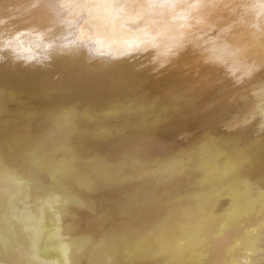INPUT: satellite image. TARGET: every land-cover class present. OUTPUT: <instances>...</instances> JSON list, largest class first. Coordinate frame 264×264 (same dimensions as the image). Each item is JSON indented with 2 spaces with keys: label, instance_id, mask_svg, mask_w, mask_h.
<instances>
[{
  "label": "bare ground",
  "instance_id": "obj_1",
  "mask_svg": "<svg viewBox=\"0 0 264 264\" xmlns=\"http://www.w3.org/2000/svg\"><path fill=\"white\" fill-rule=\"evenodd\" d=\"M48 1L0 0V22H4L0 24V74H3L4 79H10L7 81H11V87L15 84L16 88L23 83L28 91L37 85L32 88L38 93L37 97L34 98L36 95L29 93L36 102L24 100L19 103L18 100L17 104L23 106L24 114L38 115L39 118L35 116L38 122H46L41 123L44 125L42 128H38L39 123L32 120L34 116L28 119L37 122V125L30 121L27 122L31 124H27V119L21 118L24 122L17 120L15 116L12 121L13 117H7L14 115L12 111L0 110V264H179L183 260L188 261L178 253L191 247L190 243L200 249L204 245L196 257L200 264H204L212 256L221 259V264H261L264 259V114L255 113L253 109L264 100V93L260 95V90L256 88L259 73L264 71V1L258 3L255 0H239L242 4L248 2L249 10L247 16H240V11H236L231 0H180L181 5H190L191 2L197 5L190 11L191 20L186 22L168 11L154 8V0H114L115 9L124 12L125 16L122 17L105 10L100 1L94 5V0H85L90 11L86 12V16L84 11L87 7L86 10L83 9L84 6L81 8L84 10V14L81 10L84 18L80 16V6L74 0ZM220 4L221 8L217 7ZM170 7L168 5L166 9L169 10ZM67 10L71 13L65 12ZM212 13L217 14L216 19V15ZM233 13L238 15H232ZM72 14L85 20L86 29L77 28L73 24L74 27L68 31ZM199 14L204 19L202 24H197L196 21ZM132 16H136L138 21L131 25V29L126 20L133 21ZM81 23L83 26V22ZM64 26V30L69 33L63 31ZM91 31H101L102 37L88 39L86 44L98 42L106 49L109 48L106 51L114 49L119 54H126L128 60H144L133 72L137 76H146V82L144 80L145 83H142V88L146 91L152 78L158 81L151 92L146 93L145 89L142 91V99L138 94L140 86L131 84L126 92H118L114 88L105 90V97L107 95V99L110 98L111 101L105 100L103 96V101L98 100L101 96L99 94L94 101H98L95 103L97 108L102 106L100 111L106 113L108 123L98 125L90 122L96 125V128L90 127L95 129L92 137L95 131H99L98 138L104 142L109 136L123 139L121 135L135 132L142 135L143 132L144 137L147 132L151 134V139H155L151 143L152 147L149 150L146 148L148 151L145 154L148 155L144 154L145 146L141 145L139 139L136 140L137 143H132L137 144V147L132 144L129 147L130 144L127 143L129 149L120 154L124 168L117 164L110 166L99 157V153L98 156L96 154V159L99 157L101 160L91 162L90 159L86 162L89 159L86 160L84 154H81L85 149L80 153L71 150L73 140L70 139L76 138L78 131L85 128L81 126V122L89 118L91 111L78 112L73 109V118H67L65 109L60 104L61 96L56 91H88L96 96L100 91H92L91 83L85 84L82 90L75 87L70 80L71 71L65 75L66 80L51 81L53 85H47L49 73L60 68L68 55L78 57L77 60L80 57L82 59L80 52L86 45L80 44L78 37L82 34L87 36ZM34 38L36 41H43L46 54L51 56L48 59L50 56L45 55L50 64L45 57L41 60L43 54L38 59L39 50L35 51ZM58 46L67 49L63 52L65 55L58 54ZM200 48L203 53L199 51ZM30 51L31 54L32 51L36 52L37 58L34 54L32 57ZM113 55L114 53L108 56L109 69L106 74L108 77L118 75L117 83H126L124 62H115ZM238 55L242 58L236 59ZM51 60L54 64L58 63L53 68ZM45 63L51 67V71L47 69L50 72L44 70ZM146 63H152L153 67L146 69ZM11 66L23 72L25 82L21 78V84L16 85L20 78L16 81L13 79L15 74L21 72L15 73ZM195 67L206 71L204 80L210 81L214 89L222 87L223 91H213V96L202 91L200 85L203 84L195 73ZM51 76L53 75L50 78ZM0 78L3 79L2 75ZM4 79L2 86L5 82L8 83ZM29 80H35L31 88L28 87L33 81L26 83ZM44 82L47 86L43 85ZM111 83L113 87L115 82ZM96 84L98 83L93 82L94 86ZM20 87L22 89V85ZM41 87L45 89L42 90ZM17 90L13 88L10 92H4L9 95ZM27 91L22 90L20 93L25 94ZM105 91L101 90V94ZM4 92L1 89V93ZM20 93L18 97L21 96ZM24 94L21 97L27 95ZM146 94L147 98H144ZM231 95H235L236 99H227ZM11 96V100L16 98L14 93ZM222 96L223 100L219 102L218 99ZM172 97L175 98L171 100ZM83 98L90 99L91 95ZM157 107H163L159 113L156 112ZM143 108H148L149 111L144 112ZM200 112L203 115L198 117ZM193 115L195 122L190 121V126L180 124ZM145 116L147 121L142 119ZM64 123L74 128L62 132L63 129L60 131L58 126ZM254 123L258 125L250 132ZM197 124L199 128H196ZM49 133H56V141L52 145L40 143L42 148L36 146L38 140L41 142L43 138L45 143ZM237 138L244 142L236 145ZM122 139L120 141L124 142ZM224 140L230 142L227 147L222 146ZM60 148L65 153L61 154ZM93 150L94 148L92 153ZM167 150L170 155V150H173L174 157L165 156L164 151ZM239 151L243 152V160L234 157ZM50 152L53 156L49 154V157ZM77 157L85 159L86 163L83 160L77 161ZM65 160L73 162L67 166L60 165ZM132 168L141 173L137 181H132ZM120 181L128 182L122 190L125 194H116L112 188L116 186L114 183ZM48 185L51 191L46 194L49 190L46 193L43 190ZM138 185L147 193V200L138 208L139 218L135 216L133 221L140 224L141 218L144 219L142 224L147 225L146 230L137 232L138 237L134 238L132 198L139 204ZM75 191L78 192L75 206L65 204L58 198V195L73 197ZM126 191L131 193V198L126 196ZM173 196L180 199L179 210L175 214H170L169 210L158 211L156 216L166 213L170 220L187 215V221L179 226L172 220L159 221L160 235L165 240L158 244L160 241L150 236L158 223H147V216L153 213L157 202L163 203L167 208L176 206ZM80 204L86 206L77 211L80 212L79 215L74 216L75 209ZM218 206L226 208L217 211ZM90 221L95 222L100 233L85 232V228L74 227L77 223L87 226ZM220 227L235 233V244L232 248L211 252L206 245H210L212 241L203 243L201 236H206L208 231L214 234ZM107 229H110L108 233ZM190 229L193 233L187 232ZM182 231L185 233L184 237ZM192 238L189 243L188 240ZM146 244L149 249L141 250ZM217 245L219 244L215 242V246ZM99 247L102 249H98ZM132 247L137 248V252H124ZM93 250H98L101 258L95 257ZM118 250L123 252L118 253ZM28 259L35 262H24Z\"/></svg>",
  "mask_w": 264,
  "mask_h": 264
},
{
  "label": "rangeland",
  "instance_id": "obj_2",
  "mask_svg": "<svg viewBox=\"0 0 264 264\" xmlns=\"http://www.w3.org/2000/svg\"><path fill=\"white\" fill-rule=\"evenodd\" d=\"M50 1V0H49ZM48 1V2H49ZM75 2H76V4L78 5L79 4V6H80V8H78V9H80V16H82L83 14H84V12H85V15L87 16L88 14V12L90 11V9H89V11H88V6H87V1H85V0H83V1H80V0H74ZM77 1H79V3L77 2ZM92 1V0H91ZM102 2L103 4H102V6L105 8V10H108L109 12H115V13H118L119 14V16L120 17H122V16H125L124 15V12L122 11V10H116L115 9V7H114V4H115V1L114 0H94V1H92V3H94V5L95 4H98V3H100V2ZM113 1V2H112ZM218 1H221V0H218ZM246 1V0H245ZM255 1H257L258 3H263V1L264 0H255ZM87 2V3H86ZM97 2V3H96ZM154 2H155V4H153L154 5V8H158V9H160V11H162V10H164V11H168V12H170L172 15H176L180 20H183V21H189V20H191V13H190V11H193V8L194 7H196L197 5L195 4V2H191L190 3V5H181L180 3V0H166L165 2L163 1V0H158V2L156 1V0H154ZM231 2H233V6H235V8H236V11H240V13H239V15L240 16H244V15H246L247 16V14H248V12H249V10H248V2L246 3V2H244L243 4L242 3H239V0L237 1V0H231ZM230 2V3H231ZM80 3H81V5H80ZM82 3H84V5H82ZM86 3V4H85ZM75 4V3H74ZM75 4V5H76ZM157 5V6H156ZM168 5H171V7L169 8V10H167L166 9V7L168 6ZM83 6H84V8H83ZM4 7V6H3ZM85 7H87L86 9H85ZM217 7H219V8H221V4L220 5H218ZM2 8V6H1V3H0V9ZM74 8H76V7H74ZM74 8H70V9H74ZM81 8H83L84 10H86V11H84L83 9H81ZM102 7H98V9H101ZM103 8V9H104ZM108 8V9H107ZM200 8V7H199ZM199 8L197 9V11H199ZM113 9V10H112ZM65 10V9H64ZM81 10H82V12H83V14H82V12H81ZM65 12H68V13H71V11H65ZM87 12V13H86ZM206 13V12H205ZM121 14V15H120ZM187 14H190L189 16H187ZM212 14H215L216 16H215V18L214 19H216L217 18V14L216 13H212ZM85 15H83L84 17H85ZM232 15H235V13H233ZM236 15H238V14H236ZM235 15V16H236ZM250 15V14H249ZM248 15V16H249ZM82 16V17H83ZM185 16H187V17H185ZM201 14H199L197 17H196V21L198 22L197 24H202V22H203V20L204 19H202L201 17ZM75 17H77L76 19H75ZM79 16H73V14H72V17H71V19H70V16L68 17L69 19H70V24H71V26L68 28V31H69V29L70 28H72V27H74V26H72L73 24L74 25H77V28L79 27L80 29H82V27H84V29H86L85 28V25H84V23H86V22H84L82 19L84 18H82V17H79V18H81V19H79L78 18ZM132 17H134V18H132L133 19V21L132 20H126V22H127V24L129 25V26H131V25H134V24H137V21H138V19H137V17L136 16H132ZM136 17V18H135ZM79 19V20H78ZM136 19V20H135ZM82 20V21H81ZM131 21V22H130ZM80 22V23H79ZM81 22H83V26H82V23ZM4 22H0V24L2 25ZM80 25H78V24ZM89 23V22H88ZM106 23H108V21H106ZM91 23H89V25H90ZM87 26V25H86ZM66 26H64L62 29H63V31L66 33V32H68V31H66V30H64V28H65ZM76 28V27H75ZM76 28V29H77ZM131 29H132V26H131ZM136 31V30H135ZM218 31V30H217ZM69 33V32H68ZM144 33H146L147 35H149L148 34V32L147 31H145ZM143 33V34H144ZM216 33H219V32H216ZM97 37H102V32L101 31H91L87 36H85V35H81V36H79L78 37V41H79V43L80 44H82V45H86L85 46V49L83 50V49H81L82 51L80 52L81 53V55H82V59H78L77 60V58L78 57H76L75 58V56L74 55H72L73 57H71V55H68V56H70L69 58H68V56L64 59V63H63V65L60 67V68H57L54 72H53V70L51 71V67H48V65L50 64V60H47V58L48 57H45V55L46 56H50V55H48V54H46L47 52H45V50L44 49H46L44 46V43H43V41H36L37 39L36 38H34L33 40H34V48H35V51L37 52L38 50V59H40V57H41V55L43 56L42 58H41V60L45 57L46 58V60L47 61H49V64L48 65H46L47 63H45L44 64V70L46 71L48 68L50 69V71L49 70H47L48 72H50L49 74L50 75H53V76H51V78H50V75H48L47 77H48V79H49V81H48V79L47 78H44V80H46L47 79V85H49V86H51V84L54 82V81H64V80H66L65 79V75L67 74V73H69V71H71L70 72V77H71V81L72 82H74V85H75V87H77L78 89H80V90H82V89H84L85 88V84H88V83H91L90 84V88H91V90L92 91H100V93L99 92H97V96L96 95H94L93 93H89L88 91L86 92V91H65V90H63V89H57V93L56 94H58V95H60L61 96V101H60V104H61V106L65 109V113H66V115H67V118H73L72 116H73V113H72V111L71 110H73V109H76L78 112H80V111H91V112H89V114H88V117L89 118H85V119H83L82 120V122H81V126H85V128H82V129H80L79 131H78V133H77V136H76V138H71L70 140H73V141H71V143L73 144L72 145V147H71V150H73V151H78V153H80L79 151H82V149L86 152V151H89V153L91 152V150H92V148H94V150H93V152L94 153H90V154H88L87 152L85 153H83V151L81 152V154H84L83 156H85L86 157V160H88V161H86L85 159H80V157H77V161L78 160H83V162H89L90 161V159H91V162L94 160L95 162H97L100 158L99 157H101V159L102 160H104V161H106V162H108L109 163V165L110 166H113L114 164H117L119 167H122V168H124L125 166H124V164H123V162H122V159L120 158V154L121 153H123V151H127V149H129V147L131 146V144L133 143V142H135L137 139H139V142L141 143V145L144 147L145 146V150H144V154H145V151L147 152L150 148V146L152 147V144L151 143H153L152 141H155V139L153 140V139H151L152 137H151V134L150 133H145V135H144V137L142 136L143 135V132H142V135L141 134H139L138 132H135V133H132V134H125V135H121L122 137H124L123 139L125 140L124 142L123 141H120L122 138H120V137H118V138H115V139H113L112 137L110 138V136L108 137V139H106L105 138V141L103 142L102 141V139L101 138H98V136H99V131H95L94 132V137H92V135H93V130H95V129H92V128H96V125H94V124H92V123H95V124H98V125H106L107 123H108V119H107V117H106V113H104V112H102V111H100L101 109H102V106H99L98 108H97V106H96V104L95 103H98V101H96L95 103H94V101L96 100V99H98V96L99 95H101V96H99V99L98 100H101L102 99V96H103V98L105 97V94H106V91H108V90H110V88H114L116 91H118V92H126L127 90H128V87L132 84V86H135V85H139L140 86V89H139V91H138V94L139 95H141L140 96V98L142 99L143 98V96H142V91L145 89V88H142V83L144 82V80H145V82H146V76H137V74L135 73V72H133L135 69H138V68H136L137 66H139L140 67V65L143 63V61L140 59V60H134L133 58H132V61L131 60H128V56L126 55V54H119V53H117V52H115V50L114 49H110V50H108V51H106L107 49H109V48H107L106 49V47H104L103 45H100V44H98V42H97V44L96 43H89V44H86V40H92V39H94V38H97ZM36 39V40H35ZM32 41V40H31ZM39 42V43H38ZM264 43V42H263ZM39 44V45H38ZM40 45H41V47H40ZM42 46L44 47V48H42ZM40 48V49H37V48ZM146 47V46H145ZM42 48V49H41ZM147 48V47H146ZM57 52H58V54L59 55H61V56H63V55H65L63 52H65L67 49H62V47L61 46H58L57 47ZM199 51L201 52L202 51V48H200L199 49ZM198 51V52H199ZM36 52H34V51H32V54H34V56H36L37 55V53ZM30 53V55L32 56V54H31V51L29 52ZM41 53V54H40ZM112 53H114V55L112 56V59L116 62H124V69H125V74H126V78H125V80H126V83H123L122 84V82L123 81H121V83H117V82H119V78H118V75H109V77L107 76V71H108V69H109V63H108V56L109 55H111ZM201 53H203V52H201ZM33 57V56H32ZM35 58V57H34ZM36 58H37V56H36ZM51 58V56L48 58V59H50ZM240 58H242V56L241 55H238V57H236V59H240ZM76 59V60H75ZM137 59V58H136ZM53 60V59H52ZM52 60H51V65H52V68H53V66H55V64L57 65L58 63L56 62L55 64L52 62ZM54 65H53V64ZM150 64V65H149ZM149 64H147L146 63V65H145V68L146 69H149V67L151 68V67H153V64L152 63H149ZM43 65V64H42ZM50 65V66H51ZM45 67H46V69H45ZM148 67V68H147ZM10 68V67H9ZM11 68H13L12 66H11ZM16 68V67H15ZM15 68H13L14 69V71H15V73H16V71L18 72L19 70H17V68L15 69ZM194 70H195V73H197V75H198V77L201 79V82H202V84L203 85H200V86H202V91H207V93L206 94H208V95H212L213 96V91H223V88L221 87V88H219V89H214L213 88V86H212V83L210 82V81H205L204 80V78H205V75H206V71L204 70V71H202V68L201 67H195L194 68ZM253 70H255V69H253ZM8 72H10V71H8ZM19 72H21V74H22V76H20L21 74H19L18 73V75H16L15 74V78H14V75H13V80L14 81H16V80H18L19 78H20V80H18V82L16 81V85H17V83H19L22 79H23V81H24V75H23V72L22 71H19ZM11 73L13 74L14 72H13V70H11ZM54 73V74H53ZM48 74V73H47ZM0 75H2V77H3V79H4V76H3V74H0ZM133 75V76H132ZM136 75V76H135ZM17 76V77H16ZM105 76V77H104ZM104 77V78H103ZM107 77V78H106ZM141 77H144V78H141ZM17 78V79H16ZM22 78V79H21ZM28 78V77H27ZM26 78V79H27ZM110 79V82H109V79ZM2 81L0 82V86L1 87H3V88H1L0 87V95H2V96H0V102L2 103H0V110L1 109H3V110H5L6 109V111H8L7 109H9L10 111H12L11 113H12V115L13 116H11V115H8L7 117H9L10 116V119L13 117V119H11L12 121H14L15 119H17V120H21V118L22 119H27L25 122H27V121H30L31 120V118L30 119H28L29 117H31V116H34V118L32 117V120L34 119V121H37V119H35L37 116L36 115H29V114H24L23 112H24V110H23V106L21 105V107L17 104L18 102V100H19V103H23L24 102V100L25 101H27V102H29L30 101V103H31V101H34V102H36L31 96H30V94L33 96V95H36V91L34 92V90L32 89L34 86L36 87L37 85H34V81L33 80H29V81H26V83H30V81H33L32 83L33 84H29V86L30 87H28V88H31V86L32 85H34L30 90L28 89V91L25 89V84L23 85V83L21 84V83H19V84H21L22 85V89H21V85H19V89L16 87L15 88V84L13 83V81H12V83L14 84V87L12 86L11 87V85H9V82L11 83V81H7V80H10V79H4V80H6L8 83L6 84V82L3 84V86H2V82H3V79L2 78H0ZM50 79H52V80H50ZM258 80H259V82H258V84H257V86H256V88H258L259 90H260V95H262L263 93H264V71L262 70L260 73H259V78H258ZM38 81L40 82V80L38 79ZM38 81H36L37 83H38ZM51 81H53L52 83H51ZM96 81V82H95ZM115 82L114 83V85H115V87H114V85H113V87H112V83L111 82ZM22 82V81H21ZM25 82V81H24ZM35 82V83H36ZM93 82H94V84L95 83H98V84H96L95 86L93 85ZM144 82V83H145ZM46 82H44V84L43 85H45V86H47L46 84H45ZM56 83H58V82H55V84ZM109 83V84H108ZM143 83V84H144ZM8 85V86H6V85ZM105 86H104V85ZM158 84V81L155 79V78H152V82H151V84H150V86H149V88L147 89V91L148 92H151L152 91V89H153V87H155L156 85ZM27 85V84H26ZM41 85H42V83H41ZM53 85V84H52ZM97 85H98V88H97ZM10 86V87H9ZM39 86V85H38ZM145 86V85H144ZM9 87V88H8ZM40 87V86H39ZM38 87V88H39ZM53 87V86H52ZM54 87H55V85H54ZM100 87V88H99ZM102 87V88H101ZM12 88V89H11ZM13 88L14 89H18L16 92H12L11 94H6V92H4V91H12L13 90ZM24 88V89H23ZM188 88V87H187ZM1 89H2V91L5 93V96H7V97H5L4 96V93H1ZM3 89H5V90H3ZM7 89V90H6ZM10 89V90H9ZM40 89H42V87L40 88ZM45 89V88H44ZM44 89H42V90H44ZM103 91H105V92H102V94H104V95H102L101 94V90ZM251 89V88H250ZM250 89H248V91H250ZM23 90V91H27V92H25V94H24V92L23 93H20L21 91ZM36 90H38L37 88H36ZM42 90H41V92H42ZM144 91H146V89L144 90ZM147 91H146V93H147ZM21 94V96L24 94V95H28L29 93V98H28V96L26 95V96H24V98L23 97H21L20 95H19V97H18V94L19 93ZM34 92V93H33ZM13 93L15 94V96L14 97H16V98H14L13 100H16V101H13V100H11L12 99V97L13 96H11V95H13ZM33 93V94H32ZM226 93V92H225ZM224 93V94H225ZM16 94H17V96H16ZM91 95V98L90 99H84L83 97L84 96H88V95ZM99 94V95H98ZM37 95H38V93H37ZM37 95L34 97V98H36L37 97ZM147 96V94L145 95V97L144 98H147L146 97ZM10 97V98H9ZM19 99H18V98ZM107 95H106V99L105 100H107L108 101V99L110 100V98H108L107 99ZM223 97L224 96H222L221 98H219L218 99V101L220 102L221 100H223ZM256 97H258L257 95H256ZM256 97H254V98H256ZM28 98V99H27ZM173 98H175V97H172L171 98V100L173 99ZM4 99V100H3ZM12 103H10V102H8V100ZM30 99H33V100H30ZM38 99V98H37ZM36 99V100H37ZM227 99H236V96L235 95H231L230 97H228ZM104 100V99H103ZM103 100H101V101H103ZM5 103H4V102ZM21 101V102H20ZM23 101V102H22ZM42 101H44V100H42ZM100 101V102H101ZM111 101V100H110ZM6 102H8L7 103V105H6ZM16 102V103H15ZM34 102H32V103H34ZM239 102H241V99L239 100ZM5 106H4V105ZM17 104V105H16ZM4 107H2V106ZM11 105V106H10ZM14 105V106H13ZM10 106V107H9ZM12 106H13V108H12ZM2 107V108H1ZM16 107H18L17 108V111H16ZM224 107H225V104H224ZM163 107H157L156 108V112L157 113H159L160 112V110L162 109ZM233 108H234V106H233ZM233 108L231 109V111L233 110ZM12 109V110H11ZM226 109V108H225ZM14 111H16V112H14ZM19 111V112H18ZM22 111V112H21ZM100 111V112H99ZM143 111L145 112V111H149V109L148 108H143ZM253 111L255 112V113H263L264 114V100L262 101V103L260 104V105H258V106H256L254 109H253ZM14 112V113H13ZM10 113V114H11ZM22 114V116H21V114ZM17 114V115H16ZM19 114V115H18ZM201 114L203 115V112H200V114L198 115V117H201ZM16 118H15V117ZM27 116V118H25ZM36 116V117H35ZM194 116L195 115H193V116H188L185 120H184V122H180V124H182L183 126H187V125H191L189 122L191 121V122H195L194 121ZM24 117V118H23ZM15 118V119H14ZM37 118H39V116L37 117ZM146 118H147V116H145L144 118H142V119H144V120H146ZM22 122H24L23 120H21ZM34 121L32 122V121H30V122H32V123H34ZM147 121V120H146ZM232 121V120H231ZM38 122V121H37ZM35 122L34 124H40L41 125V123L43 124V123H46V122ZM90 122H92V123H90ZM29 122H27V124H28ZM29 124H31V123H29ZM39 124H38V128L40 127V128H42V126H44V125H41V126H39ZM257 125H258V123H254L253 125H252V127L249 129V131L250 132H252L256 127H257ZM32 126H34V125H32ZM45 126H47V124L45 125ZM197 127L196 128H199L198 126V124L196 125ZM35 127V126H34ZM89 127V128H88ZM90 127H92V128H90ZM235 127V126H234ZM58 128L60 129V131L62 130V132L64 131H70V130H72L74 127H70L69 125H66L65 123L63 124V125H60V126H58ZM233 128V127H232ZM152 132H154L153 130H151ZM137 133V134H136ZM57 134H59V133H57ZM150 135V137L148 138V136ZM75 136V135H74ZM57 135H56V133H49V135L47 136V138H45V143H43L44 142V138H43V141H41V142H39V140H38V142H37V140H36V146H39V148H42V145H49V143L51 144L52 142L54 143L55 141H56V139H57ZM110 138V139H109ZM144 138V139H143ZM154 138V137H153ZM122 139V140H123ZM148 139H150V140H148ZM40 140H42V139H40ZM69 140V141H70ZM116 140V141H115ZM144 140V143L146 144H142V141ZM146 140V141H145ZM122 142H123V144H122ZM126 142V143H125ZM138 142V143H139ZM244 141H241V139L240 138H237L236 140H235V143H236V145H240V144H242ZM38 143H39V145H38ZM42 145H41V144ZM52 143V144H53ZM127 143L128 144H130V145H128L127 146ZM136 143H137V141H136ZM51 144V145H52ZM125 144V145H124ZM135 144V143H134ZM134 144H132V146H136V145H134ZM148 144V145H147ZM149 144H151V145H149ZM227 144H230V142H228L227 140H224L223 141V144H222V146L224 145V146H226ZM41 145V146H40ZM142 146H140V147H142ZM86 147H90V149L89 148H86ZM92 147V148H91ZM123 147H124V149H123ZM137 147V146H136ZM138 147H139V145H138ZM227 147V146H226ZM43 148H44V146H43ZM146 148H148V150H146ZM76 149V150H75ZM120 151H119V150ZM123 149V150H122ZM133 149H135V148H133ZM151 151V150H150ZM171 151V153H172V155H170L169 154V152H168V150L167 151H164V155L165 156H168L169 158H172V157H174L173 155V153H175V152H172L173 150H170ZM52 152V151H51ZM48 153V156H49V154H50V156H53V154L52 153ZM59 152L61 153V154H63V153H65V151H62V148H60L59 149ZM112 152V153H111ZM55 153H58V152H56L55 151ZM55 153H54V156H55ZM98 153H99V157H97L98 158V160L96 159V154H97V156H98ZM167 155H166V154ZM52 154V155H51ZM86 154H88L87 156H86ZM92 154H93V156H92ZM145 155H148V153H146ZM49 156V157H50ZM83 156H82V158H83ZM170 156H172V157H170ZM89 157V158H88ZM91 157H94L93 159L91 158ZM234 157L235 158H241L242 160H243V152L242 151H239L237 154H235L234 155ZM100 159V160H101ZM85 160V161H84ZM93 161V162H94ZM73 161H68V160H65V161H63V162H61L60 163V165H65V166H67V165H69L70 163H72ZM82 162V163H83ZM85 162V163H86ZM116 162V163H115ZM79 165V164H78ZM146 168H148V167H146ZM77 169V168H76ZM134 169V170H133ZM150 169V168H149ZM149 169H147V170H149ZM136 169L135 168H132V181H134V180H136L137 181V179H138V177H139V175L141 174L140 173V171L138 172V171H135ZM77 171H79V168L77 169ZM130 173V172H129ZM134 174H136V175H134ZM98 175H100L101 177H105L103 174H99L98 173ZM52 176V175H51ZM51 176H50V178H51ZM137 176V178L135 179V177ZM53 177V176H52ZM123 180V179H122ZM116 186H114V187H112L113 189H114V191H115V193L116 194H125V192H123L122 190L125 188V185L126 184H128V182L127 181H120V182H117V183H114ZM135 185V184H134ZM50 186L48 185L47 187H46V190H43V192L44 193H46L48 190H49V192H47L46 194H49L50 193V191H51V189H48ZM134 187V186H133ZM138 187V188H137ZM136 188L138 189V196H139V204H138V202L136 201V200H133V198H132V236L135 238H137L138 237V234H136L137 232H139V231H142V230H146V225L147 224H142V222L144 221V219H139V221L141 222L140 224H136V223H134V221H133V218L136 216V218H139V211H138V208L142 205V204H144L145 203V201L147 200V193L145 192V190H142V188H140V185H138ZM143 192V193H142ZM76 194L78 195V192L77 191H75L74 192V196L73 197H64V196H62V195H58V198H59V200L61 201V202H63V203H65V204H69V205H73V206H75V200L77 199L76 198ZM31 196H33V195H30V197ZM126 196H128L129 198H131V193L130 192H127L126 191ZM221 199V198H220ZM173 201L177 204L176 206H170L169 208H167L163 203H161V202H157L155 205H154V209H153V213L152 214H150L149 216H147V223H150L151 221H153V222H157L158 223V227L157 228H153V232L151 233V237L152 238H154V239H156V240H158V241H160L158 244H160L161 243V240L162 241H164L165 240V238L163 237V236H161L160 235V231H161V224H159L160 222H165V220L166 221H170V220H172V221H175V225L176 226H179V224L180 223H186V221H187V215H183V216H181V217H179V218H177V217H175L174 219H170V220H168L169 218H170V216L169 215H167L166 213H163V214H157V216H156V213L158 212V211H166V210H169V213L170 214H175L178 210H179V207L181 206V203H180V199L178 198V196H173ZM223 202V201H222ZM44 204V203H43ZM150 205H151V203L148 205V207H150ZM83 206H86L85 204L84 205H82V204H80V207L79 208H76L75 209V212L76 213H74V216H76V215H79L80 214V212H77V211H79V210H82V207ZM41 207H43L42 206V204H41ZM225 208H226V206H218V207H216V210L217 211H222L223 209L225 210ZM40 209V208H39ZM218 214H220V212H218ZM189 218V217H188ZM157 219V221H154V220H156ZM28 220H25V222H27ZM160 221V222H159ZM27 223H29V222H27ZM75 225V223L73 224V226ZM75 228H79V227H82V228H85L86 229V231L85 232H87V231H90V233H100L101 232V230L100 229H97L96 227H95V222L94 221H90V223L88 222L87 223V226H84V225H80V224H76L75 226H74ZM215 227V226H214ZM88 229V230H87ZM215 229V228H214ZM108 230H110V229H107V233H108ZM195 230H196V228H195ZM212 230V229H211ZM217 230H218V228H217ZM216 230V232H214V234H210V233H212V231L211 232H206L207 234H209V235H207V234H205L206 236H201V239H202V242L204 243V241H207V240H210V241H212V243L210 244V245H206L208 248H209V250L211 251V252H215V250L216 249H218V250H225V249H227V248H232L233 247V244H235V233H233V232H231V231H228V230H225L223 227L221 228L220 227V229L217 231ZM214 231V230H213ZM2 232V231H1ZM187 232H190V233H193V231L190 229V230H188ZM182 237H184L185 236V233L182 231ZM232 234H233V236H232ZM109 235V234H108ZM204 235V234H203ZM229 235H231V237H233V238H231V237H229ZM69 236H71V235H69ZM182 237H179V238H182ZM224 239H226L225 241H224ZM231 239V240H230ZM139 240V239H138ZM191 240H193V238L192 239H189L188 240V242L190 241L191 242ZM90 241V240H89ZM189 242V243H190ZM215 242L217 243V244H219V245H217V246H215ZM90 243V242H89ZM135 243H136V241H135ZM190 245H191V247H188V249H183V251L182 252H179L178 254H179V256L182 258V259H187L188 261H184L183 260V262H181V263H179V264H200L199 262H197L196 261V257H198V255H197V253H198V251H202L203 250V248H204V245L202 246V249H200V248H198V247H195V246H193L191 243H190ZM98 249H102V247H99ZM147 249H149V246L146 244V245H144L142 248H141V250H147ZM179 249V248H178ZM181 249V248H180ZM0 251H2V250H0ZM137 252V248H129V249H125L124 250V252H126V253H128V254H132L133 252ZM118 253L119 252H123L122 250H118L117 251ZM95 257H100L101 258V256L99 255V251L98 250H93V253H92ZM217 260H216V259ZM239 258H241V257H239ZM191 259V260H190ZM214 260V261H213ZM217 261V263H216V261ZM24 262H29V263H34L35 262V260H26V261H24ZM218 262H219V264H221V259H218L217 257H215V256H212L209 260H207L204 264H218ZM102 263H103V260H102ZM261 264H264V259H263V261H262V263Z\"/></svg>",
  "mask_w": 264,
  "mask_h": 264
}]
</instances>
